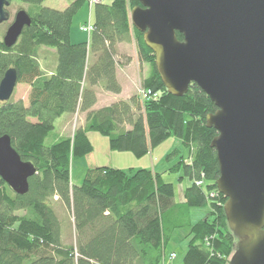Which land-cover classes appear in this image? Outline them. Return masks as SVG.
<instances>
[{"label":"trees","instance_id":"trees-1","mask_svg":"<svg viewBox=\"0 0 264 264\" xmlns=\"http://www.w3.org/2000/svg\"><path fill=\"white\" fill-rule=\"evenodd\" d=\"M46 1L8 0L32 7L25 10L32 26L11 49L0 40V83L16 68L18 84L31 88L27 104L22 99L0 102V138L8 135L22 160L37 170L26 195H16L0 177V264H166L174 232L184 228L189 233L183 264H229L238 240L226 219V198L216 186L220 166L211 143L218 133L206 123L217 110L213 101L197 85L178 98L166 90L153 51L132 26L130 14L138 2L93 6L88 42L74 44L73 19L88 0H70L64 11L44 6ZM177 38L184 40L179 33ZM133 41L139 60L151 65L143 91L152 97L135 95L96 109L99 91L122 95L119 47ZM46 48L52 51L43 53V67L40 52ZM76 114L84 115V125L71 138L55 139L57 121ZM93 131L109 138L113 151L139 157L169 137L181 141L189 163L181 150L168 161L179 156L171 170L182 169L183 178L191 182L183 202L175 200L174 185L165 183V173L153 170L95 167L81 185H73V163L94 153L88 138ZM58 206L72 213L73 245L64 244ZM205 206L211 211L193 224L192 209Z\"/></svg>","mask_w":264,"mask_h":264},{"label":"water","instance_id":"water-1","mask_svg":"<svg viewBox=\"0 0 264 264\" xmlns=\"http://www.w3.org/2000/svg\"><path fill=\"white\" fill-rule=\"evenodd\" d=\"M132 26L153 51L166 90L174 97L197 85L216 106L206 118L218 136L216 183L226 198V219L238 240L229 264H264V0H133ZM8 0H0V26L9 22ZM3 38L13 48L30 15L18 11ZM177 33L184 37L181 41ZM0 83V102L12 100L18 70ZM37 175L7 135L0 138V177L20 196Z\"/></svg>","mask_w":264,"mask_h":264},{"label":"rangeland","instance_id":"rangeland-1","mask_svg":"<svg viewBox=\"0 0 264 264\" xmlns=\"http://www.w3.org/2000/svg\"><path fill=\"white\" fill-rule=\"evenodd\" d=\"M94 1V0H93ZM92 1V2H93ZM92 2L88 0L86 4H84L77 12V15L74 17L73 25L77 27L80 23H85L84 25H88L89 22L93 20V9ZM114 0H104L105 5L112 4ZM68 0H48L44 3V6L54 9L57 7L63 8L67 5ZM57 6V7H56ZM69 6V4H68ZM67 6V7H68ZM34 9L37 8L33 6ZM66 7V8H67ZM32 7L25 3H13L9 8V13H11V19L9 22L3 23L0 26V40L2 41L5 37V33L8 28L12 25V21L14 20L15 15L18 11L26 10L30 11ZM85 15V18L82 16ZM83 26V25H82ZM78 28V27H77ZM77 32L85 37L82 31L80 32L77 29ZM88 37V36H87ZM52 50L46 48L40 52L42 58L46 57L43 55L46 53H51ZM138 51L136 50V43L133 41L130 44H126L125 48L122 49L119 58H117L118 64V72L120 74V78L125 83V90L122 92V95H110V94H102L101 100L98 104L99 108L107 107L112 105L114 102L125 99L129 100L131 97L135 95L142 94L143 91V83L144 80L151 74V65L148 62H142L139 60ZM129 58L131 63L130 67L126 62V58ZM43 59H39L42 64ZM47 62V61H46ZM128 65L127 71H123L126 69ZM46 67V64L43 67ZM125 78V80H124ZM127 78V80H126ZM15 93L11 99L13 100H24V102L28 103V96L31 88L26 84H17L15 87ZM96 109H98L96 107ZM85 123L84 115H73V116H63L59 121L55 124V133L54 137L57 140H61L63 138H71L76 128L82 127ZM88 138L91 140L94 153L90 156L83 157L81 159L75 160L73 166L71 168L72 177L71 183L74 185H81L85 175L92 168L99 167L105 168L109 167L112 169H120L123 171H128L129 169L139 170V169H151L156 173H165L163 179L165 183L173 184L175 189V200L178 203L183 201V195L187 187L191 185V182L188 178H183V170L178 172H173L171 169L179 163V156H173L168 161V156L172 155L175 150H181V155L184 156L189 163V151L183 146L182 142L169 137L168 140L161 143L159 146L153 148L148 154L143 156H136L134 153L126 151L119 152L113 151L110 148V140L106 136H103L99 132L93 131L88 133ZM211 209L208 206L204 208H194L191 211V221L193 224L199 222L200 220H205V217L209 214ZM57 213L60 216V219L64 221L63 223V238L65 245H73L75 244V227L73 226V216L71 211L65 206H58ZM188 228L178 229L175 231L173 238L170 241V245L166 249V255L169 256L171 253L175 252L174 257L172 255L169 257L171 262L182 261L185 256V251L187 248V239Z\"/></svg>","mask_w":264,"mask_h":264},{"label":"crops","instance_id":"crops-1","mask_svg":"<svg viewBox=\"0 0 264 264\" xmlns=\"http://www.w3.org/2000/svg\"><path fill=\"white\" fill-rule=\"evenodd\" d=\"M75 1V0H74ZM68 2H70V0H68ZM68 4L69 3H67V5L65 6V7H63V8H60V7H57V8H55V9H57V10H61V11H64L65 9H66V7L68 6ZM83 18H85V15L84 16H82ZM74 20V19H73ZM74 22V21H73ZM85 23H80V24H78V28L77 27H74V25L72 24V28H71V42H73L74 44H78V43H87L88 42V37H87V35L85 36V37H82V35H80L78 32H77V30L75 29V28H77V29H79V31H80V27L82 26V25H84ZM81 32V31H80ZM125 45L126 44H121L120 45V47H119V50L120 51H122V49H124L125 48ZM45 56V55H44ZM43 60H42V64L43 65H45L46 64V57H44V58H42ZM129 67H130V65H129ZM128 66H126V69L125 70H123V71H127V68H129ZM128 72V71H127ZM120 74L121 73H119L118 72V80H119V83H121V85H122V88H123V91L125 90V83H123V81L121 80V78H120ZM124 80H125V78H124ZM126 80H127V78H126ZM106 94V92H103V91H99L98 92V102H97V104L95 105L98 109H102V108H99V106H98V104H99V102H100V100H101V97H102V94ZM107 94H109V93H107ZM111 95V94H110ZM125 100H127V99H125ZM134 169H136V168H134ZM144 170H148V169H144ZM149 170H151V169H149ZM155 172V171H154ZM183 198H184V195H183ZM183 202V201H182ZM170 256V255H169ZM169 256H168V258H167V260H166V264H183V260L182 261H174V262H171L170 260H169Z\"/></svg>","mask_w":264,"mask_h":264},{"label":"built area","instance_id":"built-area-1","mask_svg":"<svg viewBox=\"0 0 264 264\" xmlns=\"http://www.w3.org/2000/svg\"><path fill=\"white\" fill-rule=\"evenodd\" d=\"M93 0H91V2H92ZM102 2H104V0H94L93 2H92V6H95V5H98V3H102ZM93 23L92 22H89V24L88 25H83V26H81L80 27V31H82L84 34H91L93 31ZM142 94H140V96H141V98H142V100H146V99H150V97H152V93L150 92V91H142L141 92ZM157 97V95L154 97V98H156ZM174 255H175V253L172 255V257H174Z\"/></svg>","mask_w":264,"mask_h":264},{"label":"bare ground","instance_id":"bare-ground-1","mask_svg":"<svg viewBox=\"0 0 264 264\" xmlns=\"http://www.w3.org/2000/svg\"><path fill=\"white\" fill-rule=\"evenodd\" d=\"M166 254V253H165Z\"/></svg>","mask_w":264,"mask_h":264}]
</instances>
